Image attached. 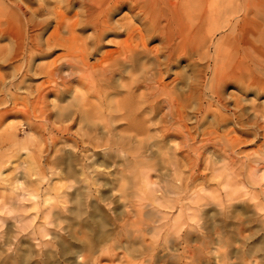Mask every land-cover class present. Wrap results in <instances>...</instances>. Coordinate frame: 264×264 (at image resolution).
Returning <instances> with one entry per match:
<instances>
[{"label":"rangeland","instance_id":"374dc122","mask_svg":"<svg viewBox=\"0 0 264 264\" xmlns=\"http://www.w3.org/2000/svg\"><path fill=\"white\" fill-rule=\"evenodd\" d=\"M4 2L5 6H0V264H9L8 261L13 258L14 261H21L22 254L26 264H230L229 239L223 237L227 241L224 247L217 242V237H214L215 221L221 219L224 230H227L230 226L235 228L238 219L256 209L264 213V182H261L264 181V165H260L264 164V86L259 89L253 85L255 89L246 85L243 79L231 72L236 59L214 54L218 45L223 52L228 51L231 55L230 44L226 43L227 30L215 31L212 28L207 32L212 8L219 3L210 1L205 4V0H199L201 11L206 14L202 32L195 29L187 34V38H194H191L193 41L204 37L202 45L205 49L199 42L194 43L196 48L191 50L190 56L173 59L167 72H164L165 66H161L167 92L159 100L166 98L175 104L168 106L166 102L162 103L158 108H151L152 112L147 103L144 106L138 98H134L132 111H122L133 113V119L127 125L119 123L124 120L118 121L114 130L123 134L137 132V140L132 145L120 147L122 151H118L111 145L110 148L104 144L95 145L84 135L83 124L70 120V103H74V95L84 94L89 103L97 101L95 91L85 88L87 85L84 84L89 85V81L84 78L79 84H74L77 77L68 75L69 69L64 65L70 60V22L74 19L83 22L85 18L80 2ZM133 3L134 0H128L119 3L117 6L120 8L115 6L109 17L112 30L103 36L104 45L97 54H90L91 28L88 25L77 28L78 43L87 47L89 52L88 63H99L98 59L107 50L116 48L115 41L123 40L124 35H113L114 30L120 29L117 25L131 21L133 27H142L144 19L134 17L137 9ZM242 13H239L240 17ZM190 14L189 11L182 12L183 23L195 25L197 20L190 19ZM32 23L36 27L34 24L31 26ZM57 34L67 38L68 49L63 45L46 44L48 37ZM152 35L147 37V46L158 49L162 60L165 54L162 38L158 33ZM31 42L39 45L41 50L31 47L26 52ZM217 56L225 58L231 76L218 82L213 79L212 62ZM55 58L56 65L63 72L55 76L50 85L65 81L66 88H71V92L45 93V68ZM260 67L251 65L252 75L261 76ZM180 70L184 72L180 73ZM174 86L179 91L183 89L179 100L171 93ZM141 88L136 94L146 92L143 86ZM213 92L221 93L219 97L222 99ZM121 94L118 98L124 99L125 93ZM61 108L62 114L59 113ZM159 115L166 119L172 116L170 119L173 120L162 124ZM136 124L140 128L135 132L132 128ZM169 126L168 131L166 127ZM151 141L150 149L154 157L140 156L138 151L145 150L144 146ZM109 151L112 155L116 152L118 158L115 155L114 158L105 156ZM250 152H255V155L250 156ZM255 203L257 207L252 206ZM234 210L236 214H232ZM81 213L84 215L81 216ZM111 218L113 221L109 220ZM249 240L250 244L258 240L260 248L264 247V237H251ZM260 253L264 250H259L257 254L260 256ZM2 258L6 262L3 263Z\"/></svg>","mask_w":264,"mask_h":264},{"label":"bare ground","instance_id":"6f19581e","mask_svg":"<svg viewBox=\"0 0 264 264\" xmlns=\"http://www.w3.org/2000/svg\"><path fill=\"white\" fill-rule=\"evenodd\" d=\"M74 1L78 2V4L80 2V4L82 5L83 14H84L85 18H84L83 22H81L77 19H74L72 22H70V28H69L70 29V31H69V33H70L69 34L70 35V60H67V62L65 61L66 63H64V65H66L67 68L69 69L68 75L70 74V76H76L77 77V79H76L77 81H74V84L76 82H77L76 84H79L84 78L89 81V85L87 83L84 84V85H87V86H85V88L87 90H89V88H91L95 91L97 101H96V103H89L87 98L84 96V94L79 93L78 95H74V97H73L74 103L73 102L70 103V120H72V122H75L76 120H78L79 124L80 123L83 124V126L85 128L84 135H86V138L89 141L94 142L95 145H103L104 144L108 148H110V145H111L112 149L118 148V151H122V149L120 147H123L126 144H128V146H129V145H132V143L136 142V140H137L135 137V135H137L136 131H139L138 129L140 128V126L138 124H136V125H133V128H132V130L134 129L136 133H133V132L130 134H123L121 132L115 133L114 129L116 128V126L119 123H124L127 125L128 121L133 119V116H134L133 113L132 114L128 113L129 114V116H128L127 113L125 114L122 111L125 110V111L129 112L131 110L132 102H133L134 98H138V101L141 102L142 104H144V106H146L148 104V106H150V108H149L150 110H151V108H158L160 106V104L165 103V102L168 104V106H170L174 103V102L171 103V100L166 99V98L165 99L162 98L161 100H159V97L163 94H166V92H167V91H165V87H166V85L164 83L165 81L164 82L162 81L163 76H161V69H162L161 66L162 65L165 66L164 72H167L168 70H166V69L172 63L173 59H180L183 56H187L191 53V50L193 48H196L195 46H193L194 43L199 42L201 44L200 45L201 47L205 46V45L204 46L202 45L204 37L203 38L200 37L199 40L193 41L191 39L193 37L190 36L191 38H187V34H188V32H191L195 29H197V31L199 33L202 32L203 22L205 20L206 14L204 11H201V7L198 4L199 0H187V1H185V0H134L133 7L135 9H137V12L134 14V17L136 19H144L142 22V27L141 28H138L135 26L133 27V25L131 24V21H124L121 24L118 23L119 25H117V28L119 27L120 29L118 31L114 30L113 35H115V37L124 35L123 40L115 41V45H116L115 47L116 48L115 49L111 48V49L107 50L104 53V55L102 54L103 56H101V58L98 59L99 63H97L98 62L97 61L95 64L91 65L90 63H88L89 52H87L88 51V49H86L87 47H85L84 45L82 46L78 43V34L76 33L77 28L81 29L82 25H88V27L91 28L93 39L91 41L92 49L90 51V54H97V51L99 50V48L104 45L102 42L103 36L110 33V31L112 30L113 26L110 22L111 20H109L111 12H113V9L119 3H122V2H125L128 0H74ZM210 1L211 2L217 1L219 4H217L218 8L217 7L212 8L211 15L210 16L208 15L209 18L211 17V20L207 21V22H209L208 23L209 28L207 29V32H209V30H211L212 28L215 31L227 30L228 33L226 34V43L230 44V49H231V51H230L231 55H229L228 51L223 52L221 47L216 45L214 48V54L215 55H222L225 57L230 56L231 59H236V61H237L236 65H235L236 69L232 67L233 70L231 71V72H233V75L240 78V79H243L246 82V85H248V86L255 85V86H258L259 89H261L262 86H264V77H262V76H264V0H205V4H206V2L210 3ZM200 4H201V2H200ZM0 6H5L4 0H0ZM17 7H19V9H20V6H17ZM118 8H120V7H118ZM210 8H211V6H210ZM187 11H189L191 13L190 19L193 18V19L197 20V22H195V25L191 24V23H186V24L183 23L182 12H187ZM241 11H243V13L241 14V17H240L239 13ZM195 13H197V14H195ZM33 24L34 23H32L31 26ZM27 25H29V21H28ZM33 26L36 27L35 24ZM155 33H158L161 36L162 45H163L162 47L165 49V54L163 55L162 60L160 59V54L158 52L159 51L158 49L149 48L147 46V37L150 35L153 36L152 34H155ZM205 36H206V34H205ZM66 40H67V38L66 39L63 38L60 34L51 35L50 37L47 38L46 44L47 45H50V44L63 45L68 49L66 42H65ZM209 42H210V40H209ZM220 42H221V40H220ZM31 47H34L37 50H41L39 45H34V43L31 42L30 45L28 46V48L26 49V52H28L27 50L30 49ZM200 48H197V49H199V51H200ZM204 49H205V47H204ZM195 53L198 54V52H195ZM65 56H67V55H65ZM201 56H203V58H204V55H201ZM184 58H186V57H184ZM224 61H225V58H220V56L214 57V61L212 60V62L214 63V67H213L214 77H213V79L216 82L220 81L223 78L226 79L227 77L230 76L228 66L226 65V62H224ZM56 62H57V58L53 59L48 64L47 68H45L46 69L45 70L46 87L44 88L45 93L50 92V91H56V92L59 91L62 93H65L67 91L71 92L72 91L71 88H70V90L66 88L67 85H66L65 81L62 83L57 82V83L50 85V83L54 80V77L58 76L59 73H61V71H62L56 65ZM92 63H94V62H92ZM251 65L261 66L260 70L262 72L261 73L262 75L258 76V77L252 75L251 70H250ZM211 69H212V67H211ZM235 70H236V72H235ZM182 71L180 73L184 72V71L183 72ZM179 76L181 77V74H179ZM177 78H179V77H177ZM181 79H183V78H181ZM210 79H209V81H210ZM231 80H233V79H231ZM185 83H186V80H185ZM72 84H73V82H72ZM142 86L144 87V89H146V92L141 91L143 93L140 92V94H136L137 89L139 90ZM216 86H218V85H216ZM75 87H76V85H75ZM179 87L181 88V86H179ZM253 88H255V87L253 86ZM211 89H212V87H211ZM218 89H219V87H218ZM244 89H245V87H244ZM172 90L173 91L171 93L174 94L173 96H175V98L179 100L180 91L183 89L181 88V90L179 91L178 88L176 86H174V88ZM245 90H247V89H245ZM248 90H249V88H248ZM190 92L189 93L187 92V94L189 95ZM121 93L122 94L125 93L124 99L118 98V96ZM213 93H216V92H213ZM184 94L186 95V93H184ZM255 94H256V92H255ZM219 95H222V94L219 93ZM219 95L216 93V96L218 98L222 99L221 97H219ZM40 96L41 95H39V97ZM166 97H168V96H166ZM169 97H171V95ZM183 97H185V96H183ZM183 97H181V98H183ZM183 99H185V98H183ZM188 99H190V98H188ZM206 99L208 100V97ZM60 101H62V100H60ZM218 103H220V102H218ZM177 104H178V102H177ZM201 105H199V106L201 107ZM137 106H140V105H137ZM162 106H164V105H161V107ZM237 106H239V105H237ZM64 107L65 106H62V108H64ZM73 107H75V108H73ZM62 108L59 109L60 114H62V110H63ZM106 108H108L109 110L107 111ZM197 108H199V107H197ZM143 109L145 110V108H143ZM138 110H140V107ZM151 111L153 112V110H151ZM151 111H150V113H151ZM143 112H145V111H143ZM145 114H146V112H145ZM158 114L161 115V112L159 111ZM158 114H157V116H158ZM169 114H171V113H169ZM178 114H179V112H178ZM148 115H150V114H148ZM256 115H257V113H256ZM259 115H262V114H259ZM164 116H167V115H164ZM154 117H156V116H154ZM171 117L172 116H170V118ZM157 118L155 120H157ZM170 118L166 119V117H161V119H159V121L161 123L162 122L168 123V122H170V120H173ZM222 119H219V120L222 121ZM120 120H124L125 122H119L118 123V121H120ZM148 121H149V119H148ZM171 122H173V121H171ZM157 123H156V125L159 124V123L158 124ZM153 125H155V124H153ZM153 125H151V126H153ZM241 125H242V123H241ZM147 127H148V125H147ZM170 127L171 126L166 127L167 130ZM147 129L149 131V128H147ZM151 137H153V136H151ZM141 139H142V136H141ZM145 140H147V139H145ZM139 141H141V140H139ZM144 141H141V142H144ZM136 144H135V146H136ZM140 144H142V143H140ZM152 144H153V142L151 144L147 143V145L144 146V148H146L145 150L141 151L142 150L141 149L140 151H138L139 155L140 156L143 155L146 157H151V156L154 157V155H153L154 152L150 149V145H152ZM169 144H170V142H169ZM166 145H168V142ZM142 147L143 146H141V148ZM138 149H140V148L138 147ZM126 150H127V148H126ZM55 151H57V150H55ZM114 153H115L114 154L115 157H117L118 156L117 153L116 152H114ZM254 153L255 152H253V153L250 152V156H251V154H254ZM122 154L124 155V153H122ZM104 155L107 157L113 156V158H114V155H112V153L110 151L105 153ZM244 155H246V154H244ZM131 156H133L134 158L137 157L134 154H132ZM247 156H249V155H247ZM47 158H48V156H47ZM52 158H54V157H52ZM67 158L69 160V157H66V159ZM123 158H126V156L124 155ZM169 160H170V158H169ZM260 160H261V158H260ZM262 161H264V159H262ZM62 162H64V161H62ZM58 163H59V161H58ZM169 163H170V161H169ZM239 163H240V161H239ZM245 163H247V162H245ZM48 164H50V163H48ZM55 164H57V163H55ZM65 164H67V163H65ZM260 165H264V164H260ZM71 166L72 165L70 162V167ZM173 166L174 165H171V167H173ZM256 166L257 165H255V167ZM68 167H69V165H68ZM262 167H264V166H262ZM54 168H55V165H54ZM243 168H244V164H243ZM245 168H247L246 165H245ZM85 171H86V169H85ZM171 172H173V171H171ZM63 174H64V172H63ZM66 174H67V172H66ZM14 177H16V176H14ZM72 178H74V177H72ZM248 178H250V177H248ZM121 179L122 178H120V180ZM72 181H73V179H72ZM253 181H254V179H253ZM74 182H76V181H74ZM261 182H264V181H261ZM150 183H151V181H150ZM245 183H244V185H245ZM248 184H250V183H248ZM262 184H264V183H262ZM117 185H118V187L121 186V185L119 186V184H117ZM126 185H128V184H126ZM13 187H14V185H13ZM129 187H130V185H129ZM125 188H128V187L126 186ZM58 189L59 188H57V190ZM72 189H73V187H72ZM81 190H83V189H81ZM22 192H24V191H22ZM231 197L233 198V196H231ZM236 198H237V196H236ZM127 199H131V197L130 198L128 197ZM155 200H156V198H155ZM163 200H164V198H163ZM64 201H65V199H64ZM72 201H74V200H72ZM134 201H135V199H134ZM135 203H133V204H135ZM136 205H138V204H136ZM252 206L257 207V204L255 203ZM262 206H264V205H262ZM140 207H138V208H140ZM241 207H243V206H240V208ZM246 207H248V206H246ZM230 208H232V207H230ZM233 208H235V207H233ZM49 209H51V208H49ZM262 209H264V208H262ZM237 211H239V210H237ZM242 211H244V210H242ZM261 211H262L261 209H258V210L256 209L254 212L250 213V215L248 214L249 216L247 215L245 217H243L238 212L240 214V216H242L243 218L241 217V219H238L239 221L237 220L238 225L235 222H233L232 219L230 218L231 221L233 223H235L237 226L235 228H232L234 226H230V228H227V230H224V228L222 226L221 219H218L215 221L214 237H217V242L220 243V245L222 247H224L227 244L226 243L227 241H225L223 237H228V239H229L228 242H229V245L231 248L230 253H231V259H232V262L230 264H264V253H262V254L260 253V256H259V254H257L259 250H264V249H262L264 247L260 248V245L257 243L260 238L257 240V242L255 244H250V240H249L251 237L252 238L253 237H256V238L257 237H264V213H262ZM233 212H232V214H236L235 210ZM82 214L83 213H81V216H82ZM251 214H254V216H251ZM89 215L91 216L92 214H89ZM231 216H233V215H231ZM95 217H98V216H95ZM234 219H235V217H234ZM109 220L113 221L112 218ZM123 221L126 222L125 220H123ZM100 222L103 223L102 221H100ZM114 223H115V221H114ZM122 224H123V222H122ZM101 226H103V225H101ZM134 228L138 229L140 227L135 226ZM101 229H103V228H101ZM115 229H113V230L115 231ZM151 230H152V228H151ZM137 231H139V230H137ZM134 232H135V230H134ZM121 235L119 237H121ZM136 235H138V234H136ZM136 235H135V237H136ZM97 236L99 237L100 235H97ZM106 236H108V235H106ZM116 236H117V234H116ZM260 241H261V239H260ZM134 242H136V241H134ZM262 242H264V241H262ZM90 243H91V241H90ZM99 243H101V242H99ZM127 243H128V241H127ZM127 243L126 244L123 243V244L128 245V244H131L132 242L128 243V244ZM119 245H121V244H119ZM135 245L136 244H134V246ZM115 246H117V245L115 244ZM129 246H127V247H129ZM17 247L18 246H16V248ZM92 247H93V245H92ZM121 247H123V246H121ZM19 248H20V246H19ZM135 248H136V246H135ZM138 248L140 249V246ZM94 249H96V247ZM122 249L124 250V248H122ZM68 250H70V248ZM126 250H129V249L126 248ZM136 250H137V248H136ZM133 251H134V249H133ZM14 253H16V252H14ZM135 255H136V253H135ZM13 256L15 257V255H13ZM21 256L23 257V259H21V261H20V259H18V261H14L15 258H13V259H11V262L8 261V263L9 264H26V259H24V255L22 254ZM129 257H131V256H129ZM10 258H12V255ZM87 258H89V257H87ZM12 260L14 261V263L12 262ZM2 262L4 263L6 261H4V259H3ZM218 262L220 263V261H218ZM4 264H7V263H4Z\"/></svg>","mask_w":264,"mask_h":264}]
</instances>
